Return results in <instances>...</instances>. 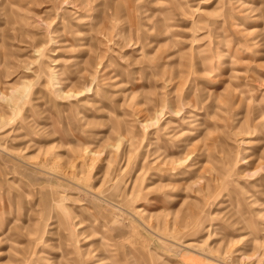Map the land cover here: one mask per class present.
<instances>
[{
  "label": "rangeland",
  "instance_id": "obj_1",
  "mask_svg": "<svg viewBox=\"0 0 264 264\" xmlns=\"http://www.w3.org/2000/svg\"><path fill=\"white\" fill-rule=\"evenodd\" d=\"M0 264H264V0H0Z\"/></svg>",
  "mask_w": 264,
  "mask_h": 264
}]
</instances>
